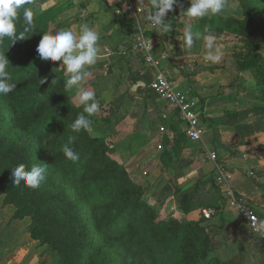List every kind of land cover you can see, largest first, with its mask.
Here are the masks:
<instances>
[{
  "label": "trees",
  "instance_id": "obj_1",
  "mask_svg": "<svg viewBox=\"0 0 264 264\" xmlns=\"http://www.w3.org/2000/svg\"><path fill=\"white\" fill-rule=\"evenodd\" d=\"M34 2L27 7L32 8ZM239 2L242 18H232L224 11L190 20L195 21L201 35L217 31L244 39L248 47L233 55L235 67L240 73L254 71L264 101V56L259 52L262 46L253 39H264V6L260 0ZM189 6V0H177L165 17L170 29L187 18L183 12ZM32 10L33 27L24 39L13 44L8 38L0 41V54H6L10 62L7 71L11 82L16 83L12 92L0 94V195L5 194L4 205L16 207L15 218L31 217V237L55 251L56 264H232L223 258V239L208 230L206 218L180 221L162 217L150 203L142 201L144 188L129 176L126 167L107 155L106 139L97 141L85 130L72 131L70 125L80 111L71 104L69 91L64 88V74L57 71L55 63L37 54V45L47 31L41 25L45 18L36 17L38 7ZM130 25L135 27L132 20ZM26 26L21 9L17 32ZM40 78L46 82L39 85ZM150 92L147 87L137 88V94L145 99ZM198 99L202 120L212 127L218 143L219 123L205 111L207 98ZM259 107L264 109V103ZM224 115L233 118L224 124H235L239 110L227 109ZM173 122H182V118L167 101L152 111L146 109L142 116L147 128L162 135L168 162L191 141L184 132L173 133ZM70 138L74 139L70 142ZM66 144L79 154L78 161L64 156ZM221 147L235 154L233 145ZM217 161L222 163L218 153ZM21 163L26 168L33 164L46 167V179L38 188L23 182L19 187L13 185L11 168ZM192 186L191 196H181L179 209L184 213L207 207L218 212L226 206L215 176L198 177ZM202 192L207 195L204 199Z\"/></svg>",
  "mask_w": 264,
  "mask_h": 264
},
{
  "label": "crops",
  "instance_id": "obj_2",
  "mask_svg": "<svg viewBox=\"0 0 264 264\" xmlns=\"http://www.w3.org/2000/svg\"><path fill=\"white\" fill-rule=\"evenodd\" d=\"M134 1L144 8L140 24L144 25L152 44L155 64H148L142 56L131 51L134 33L131 20L117 12L122 0H74L67 28L78 38L81 26L87 25L100 36L98 59L94 65L86 66L87 75L99 70L92 80L97 94H111L112 105L123 107L128 113L127 117L136 118L140 124L146 109L152 111L166 104L153 90L147 99L137 94V88H148L158 73L171 78L178 90L190 97L195 96L191 98L198 101V97L207 98L205 111L219 123V142L214 141V131L209 123L202 120L205 127L203 139L198 142L189 140L190 144L180 151L176 165V172H182L180 181L183 183L186 180L192 185L203 175L214 177L219 162L211 160L208 155L215 151L221 157V162L233 172L231 185L235 192L247 197L250 207L264 217V144L256 142L258 135L255 136L254 131L258 124L255 119L244 120L240 115L235 124H224L219 119L227 109L246 107L237 96L243 73L234 68L233 55L228 53V48H223V38L207 33L201 35V39L196 40L189 49L183 43V33L172 32L181 27L182 24H178L182 19L168 33L160 34L152 29L147 19L153 11L151 0ZM80 13L82 18L79 19L77 15ZM208 35L213 38V52L221 56L218 62L204 59L207 49L203 36ZM201 66L213 67V70H202ZM222 105H227V108H221ZM172 128L176 134L185 133L186 130L183 122H173ZM219 143L233 145L235 154L230 155L221 144L218 146ZM178 165L182 168H178ZM15 212L16 207L4 205V198L0 195V264H49L43 261L44 250L37 245L35 247L36 242L30 238L28 218H15ZM200 213L201 209H198L184 215L187 219H196ZM211 219L208 230L223 239L222 254L227 253V259L236 264H264V239L251 232L237 209L226 205Z\"/></svg>",
  "mask_w": 264,
  "mask_h": 264
},
{
  "label": "rangeland",
  "instance_id": "obj_3",
  "mask_svg": "<svg viewBox=\"0 0 264 264\" xmlns=\"http://www.w3.org/2000/svg\"><path fill=\"white\" fill-rule=\"evenodd\" d=\"M260 1L264 6V0ZM225 2L227 5L225 12L228 13L230 17H243L242 6L239 0H225ZM34 3L35 5L32 9L38 7V10L35 11L36 17L45 18L41 25L47 32L53 30V34H55L56 30L68 29V23L71 19L70 14L73 12L72 8L75 4L74 0H35ZM181 19L183 21H178V26L182 24L181 27L179 26L172 30L173 33H184L186 24H191L193 31L199 32V30L196 29V23L194 20L192 21L187 18ZM209 34L223 38V48H226V50L228 48L227 51L230 55H234L237 52H245L247 50L248 46L243 38L226 32L214 31ZM253 39L256 44L262 46V49L259 52L264 56V39L262 37H253ZM235 61L236 58L232 57L234 68L237 70L234 63ZM50 62L51 61L48 63ZM52 62L55 63L57 71L64 74V69L59 67L62 62ZM47 72L49 73V71ZM95 72L96 73L93 75H86L80 85V87H83L85 90H90L95 93V99L99 105L98 111L90 118V129L85 130L87 136L89 138L97 139V141L100 139H106V144L109 149L107 155L126 167L129 176L144 188L142 201L150 203L162 217H175L180 221L200 220L206 218L205 224L208 228L211 225L212 219L203 215V208L196 219H187L186 215H184L186 213L179 209V203L183 193H188L189 196L193 194V186L191 183H186V180H183V183H181L182 181H180V179H182V172H176V165L179 163V155L174 154V156H172L173 161L168 162L167 154L164 152L165 146H163L162 135L159 134L158 131L146 129L147 124L145 125L142 123V120L140 124L136 118L127 117L128 113H126L123 107L112 105L111 94L107 96L104 94H97L95 90L96 85L93 87L92 80L97 77L99 70ZM242 73L243 81H241L240 92L237 96L243 100L246 107L238 109L239 115L244 120H250L251 118L255 119V122L258 124V127L254 131V135H258L256 142H262L259 144L263 145L264 109L259 107V105L264 103L263 98L261 97L263 96L261 85L258 83L254 71L248 70ZM69 95L71 97V104L79 109V114L82 113L83 106L78 103L75 90L69 91ZM221 108H227V105H222ZM85 115L87 114L85 113ZM219 119L222 121H231L233 118H228L222 113V115L219 116ZM256 131L257 133L259 132V134H257ZM164 159H166L167 162ZM179 167L182 168L181 165H178V168ZM177 190L180 191L177 192ZM2 196L5 198V194H2ZM206 197V193L202 192L201 199ZM25 218H28L30 226L32 221L31 217L26 216ZM29 226L28 232L30 234ZM30 238L36 242V244L34 243L35 247L38 246L40 250H44L45 257L43 258V261H46V263L49 264L57 263L58 256L55 251L48 249L47 245L40 244L37 240H34L31 235ZM222 252L223 249L221 248V254ZM227 255V253L224 255L222 254L225 260L232 264H236L227 259Z\"/></svg>",
  "mask_w": 264,
  "mask_h": 264
},
{
  "label": "clouds",
  "instance_id": "obj_4",
  "mask_svg": "<svg viewBox=\"0 0 264 264\" xmlns=\"http://www.w3.org/2000/svg\"><path fill=\"white\" fill-rule=\"evenodd\" d=\"M177 0H151L153 11L147 17L151 22L152 29L160 34H166L170 30V25L165 23V16L173 10V5ZM32 0H0V41L8 38L12 44L17 40L25 38V33L31 31L33 27L34 12L31 7ZM190 6L184 10L187 18H204L221 14L226 10L225 0H189ZM23 9V18L27 21V26L22 32H17V20L19 12ZM99 34L87 25L80 28V35L77 38L70 29L53 30L43 33L37 45V54L40 59L46 61H61L59 67L64 69L66 77L64 88L66 91L75 90L78 103L83 106V112L70 125L72 131L80 132L89 130L91 120L99 109L95 99V93L80 87L81 82L87 75L86 66L94 65L98 59ZM201 39V33L194 32L191 24H186L183 33L184 45L191 49L196 40ZM206 42L207 52L204 56L205 61L218 62L221 56L213 52V38L203 36ZM9 60L6 54H0V94L7 95L16 88V83L11 82L12 77L7 71ZM45 78H40L39 85L44 84ZM53 82V81H52ZM85 113L87 115H85ZM74 138H70L71 140ZM64 156L75 162L79 160V154L67 144L63 146ZM47 169L42 164H33L30 168L21 163L11 168V178L13 185L19 187L21 183L30 188H38L45 181ZM264 235V233H262Z\"/></svg>",
  "mask_w": 264,
  "mask_h": 264
},
{
  "label": "built area",
  "instance_id": "obj_5",
  "mask_svg": "<svg viewBox=\"0 0 264 264\" xmlns=\"http://www.w3.org/2000/svg\"><path fill=\"white\" fill-rule=\"evenodd\" d=\"M117 12L135 23L131 51L138 56H142L148 64H155L152 44L148 39L144 25L140 24L144 8L134 0H122ZM148 88L179 111L182 122L186 126V134L189 139L195 142L203 139L205 127L202 124V106L198 100L178 90L175 82L164 73H158L150 82ZM208 157L217 162V153L215 151L209 153ZM232 178L233 172L224 164L219 163L216 168L215 180L220 186L223 196L227 199L226 205L237 209L251 232L264 239V235H262L264 233V217L250 207L247 197L238 195L235 192L231 185ZM202 212L204 216L211 218L216 213V210L209 207L203 208Z\"/></svg>",
  "mask_w": 264,
  "mask_h": 264
}]
</instances>
